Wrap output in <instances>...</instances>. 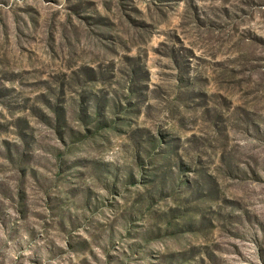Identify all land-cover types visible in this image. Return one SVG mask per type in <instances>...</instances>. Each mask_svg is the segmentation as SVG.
<instances>
[{
	"label": "rangeland",
	"instance_id": "obj_1",
	"mask_svg": "<svg viewBox=\"0 0 264 264\" xmlns=\"http://www.w3.org/2000/svg\"><path fill=\"white\" fill-rule=\"evenodd\" d=\"M0 264H264V0H0Z\"/></svg>",
	"mask_w": 264,
	"mask_h": 264
}]
</instances>
